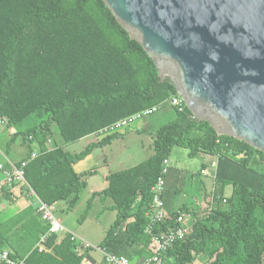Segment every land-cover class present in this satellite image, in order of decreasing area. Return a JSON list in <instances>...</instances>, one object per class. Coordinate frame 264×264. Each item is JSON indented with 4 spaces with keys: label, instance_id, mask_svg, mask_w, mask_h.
<instances>
[{
    "label": "trees",
    "instance_id": "obj_1",
    "mask_svg": "<svg viewBox=\"0 0 264 264\" xmlns=\"http://www.w3.org/2000/svg\"><path fill=\"white\" fill-rule=\"evenodd\" d=\"M177 93L170 80L160 79L154 60L103 0H0V120L13 126L36 117L8 144L22 135V142L38 151L15 162L26 161L25 178L44 202L69 200L72 209L87 186L74 164L95 146L123 135L113 132L75 153L49 145L54 124L64 142L71 143L135 112L160 107ZM175 146L187 149L190 157L216 156L212 195L217 204L207 217L186 223L192 231L167 250L164 262L192 264L204 256L207 264H263L264 153L218 135L186 105L153 133L151 156L110 173L107 187L90 198L89 204L97 195L110 197L109 207L117 211L99 246L139 260L151 255L148 247L157 232L181 225L177 219L184 211L174 203L185 175L176 176L173 188L167 174L164 202L172 218L147 231L151 188ZM31 210L0 223V249L24 264H81L84 253L74 248L69 233L48 237L44 245L52 251L39 248L48 226L37 212L27 220ZM132 248H137L135 258Z\"/></svg>",
    "mask_w": 264,
    "mask_h": 264
},
{
    "label": "water",
    "instance_id": "obj_2",
    "mask_svg": "<svg viewBox=\"0 0 264 264\" xmlns=\"http://www.w3.org/2000/svg\"><path fill=\"white\" fill-rule=\"evenodd\" d=\"M185 105L264 153V0H103Z\"/></svg>",
    "mask_w": 264,
    "mask_h": 264
},
{
    "label": "rangeland",
    "instance_id": "obj_3",
    "mask_svg": "<svg viewBox=\"0 0 264 264\" xmlns=\"http://www.w3.org/2000/svg\"><path fill=\"white\" fill-rule=\"evenodd\" d=\"M162 108L153 113L143 116L142 118L132 121L122 130H127L126 136L122 135L112 145H98L92 151V156L82 160L77 165V170L83 180L88 182L80 193L79 199L72 209H69V200H62L55 204V214L61 220L62 224L77 236L81 237L89 243L87 253L81 264H93L102 258V254L96 250V246L100 244L112 222L116 219L117 211L109 206L112 203L110 197L104 198L97 195L89 200L95 190H102L107 187L104 175L108 172H114L129 168L151 156L154 152L152 148L151 131L159 128L160 125L172 120L175 117L177 110L171 104L170 100L166 102ZM37 122L36 117L30 116L19 124L8 126L6 123L0 124V162L14 160L17 158L28 156L38 151L35 147L22 144V135L18 136L17 140L9 145L14 132L22 131ZM142 124H146L150 131L141 128ZM53 135L49 139V145L55 147L62 146L70 152H80L85 149L89 142H96L99 134H92L86 138L79 139L71 143H65L59 134L56 124L53 125ZM121 130V131H122ZM206 161L208 160L212 166V171L215 172V165L211 159L216 157L212 154H205ZM190 157L187 149L181 146H175L171 153L170 166L168 175V184L175 187L176 176H184L186 185H182L180 197H178L176 205H182L180 210L186 211L190 217L189 220H184V223L191 221L192 223L200 218L207 217L206 214L211 210V206H216L213 192V178L202 176L204 174L201 168L204 157ZM90 170V171H88ZM92 170H96L93 173ZM189 174V176H187ZM167 176V175H166ZM166 181V177H165ZM203 182V183H202ZM211 182V184H208ZM210 189V190H209ZM220 206H225L226 201H221ZM195 205L193 209L189 205ZM130 250V255L133 258L135 250ZM148 249H150L148 247ZM150 251V250H149ZM264 264V259H263ZM192 264H207L204 256H198Z\"/></svg>",
    "mask_w": 264,
    "mask_h": 264
},
{
    "label": "built area",
    "instance_id": "obj_4",
    "mask_svg": "<svg viewBox=\"0 0 264 264\" xmlns=\"http://www.w3.org/2000/svg\"><path fill=\"white\" fill-rule=\"evenodd\" d=\"M169 100L178 111H182L184 109L185 103L179 93L171 96ZM158 108L159 106H154L135 112L100 129L97 134L106 136L113 132L121 131L132 121H136L143 116L149 115L158 110ZM3 123H6L5 118L0 120V124ZM35 155V153H32V157H34ZM25 165L26 161H22L19 165L14 161L7 160L0 163V172L3 175L2 183L9 186L19 184L24 187V189H26L29 194L37 198L38 204L36 207V212L40 219L44 221L48 226L47 232L42 234L41 239L37 244L39 248L42 249L50 235L56 234L60 236L62 234L69 233L74 248L79 249L81 253L82 251H86L88 249L89 243L73 232L69 231L62 224L61 220L55 214V204H48L36 195L35 191L25 178ZM214 165L216 168V162L214 163ZM169 166L170 159L167 158L163 161L160 176L151 188L152 200L150 209L147 212V216L150 219L147 229V231L149 232L154 230L156 226H160L167 219L172 218L171 214L166 210L164 202V193L166 187L165 177L169 171ZM186 218L187 214L185 212H181L177 219V221L181 223L180 226L176 228L169 227L166 230L157 232L152 237V241L149 247L151 250V255L145 256L139 260H131L125 255L110 253L109 251H107V249L102 248L99 245L96 246V250L103 255L104 264H166V262H164L163 260V255L169 248L174 245L176 241L185 239V237L192 231V225L184 223V220H186ZM0 264H24V262L13 259L10 256L9 250L0 249Z\"/></svg>",
    "mask_w": 264,
    "mask_h": 264
},
{
    "label": "crops",
    "instance_id": "obj_5",
    "mask_svg": "<svg viewBox=\"0 0 264 264\" xmlns=\"http://www.w3.org/2000/svg\"><path fill=\"white\" fill-rule=\"evenodd\" d=\"M166 102H168V100L167 101H165V102H163L161 105H160V107L158 108V109H160V108H162L161 106H163ZM177 114V113H176ZM175 117H176V115H175ZM174 117V118H175ZM173 119V118H172ZM163 125V124H162ZM161 126V125H160ZM159 126V127H160ZM141 128H145V129H147V131H150L148 128H147V125L146 124H142L141 125ZM157 130V129H156ZM156 130H154V131H151L150 132V134H151V138H152V141H153V133L156 131ZM124 136H126V133H127V130H122V131H120ZM93 134H95V133H93ZM96 134H97V132H96ZM90 135H92V134H90ZM90 135H88V136H90ZM88 136H85V137H83V138H86V137H88ZM103 136H99L98 137V139H100V138H102ZM83 138H81V139H83ZM119 138V137H118ZM118 138H116V139H118ZM98 139H97V141H98ZM116 139H114L112 142H110V143H108V144H106V145H112L114 142H115V140ZM22 144H24L23 142H22ZM152 144V143H151ZM26 145V144H25ZM97 147V146H96ZM95 149V147L91 150V152L89 153V155L86 157V158H88L91 154H92V151ZM92 156V155H91ZM23 157H21V158H17V159H14V160H12V161H16V160H19V159H22ZM85 158V159H86ZM170 159H171V157H170ZM84 160V159H83ZM211 161H212V163L214 164L215 162H216V157H214V159H211ZM80 162H82V160L81 161H79V162H77V163H75L74 164V168H75V170L78 172V174L80 173L78 170H77V165L80 163ZM1 163V162H0ZM203 163H205L206 164V167L204 168V170L202 171V172H204V174H201L202 176H205V177H207L208 176V178L210 177L211 179L213 178V185H214V175H215V172H213L212 171V166H211V164H210V162L207 160L206 161V155H205V157H204V161L202 162V164ZM202 167V166H201ZM125 169V168H124ZM216 169V168H215ZM88 171H90V170H88ZM92 172L93 173H96L97 171L96 170H92ZM110 173H112V172H108V173H106L105 175H104V179H105V183H107L108 184V182H107V176L110 174ZM187 176H189V174L187 175ZM82 177V176H81ZM2 178H3V175H2V173L0 172V223L1 222H4V221H6V220H8V219H10V218H12V217H14V216H16L17 214H19L20 212H22V211H24L25 209H27V208H30V209H32L31 211H30V214L28 215L29 217L27 218V220L32 216V215H36V207H37V204H38V200H37V198L36 197H34V196H32L31 194H29L28 192H27V190L26 189H24V187H22L21 185H19V184H16V185H12V186H9V185H7V184H4V183H2ZM86 181V180H85ZM87 182V181H86ZM186 180H185V183H184V186L186 185ZM203 183V182H202ZM208 184H211V182H209ZM87 186H88V182H87ZM102 189H104V188H102ZM210 190V189H209ZM96 191H100V190H95V192ZM37 195V194H36ZM179 195H180V193H179ZM177 196V198H176V200H175V208H177V209H179V207L180 206H182V205H180L179 204V202H178V204L176 205V203H177V200H178V197H180V196ZM58 203V202H57ZM56 203V204H57ZM112 203H113V201H112ZM111 203V204H112ZM110 204V205H111ZM194 206L195 205H189V207L191 208V209H193L194 208ZM196 207V206H195ZM34 210V212L33 213H31L32 211ZM185 212V211H184ZM187 214V218L186 219H188L189 217H190V215L188 214V213H186ZM70 231V230H69ZM72 232V231H71ZM65 234H62V235H60L59 237L60 238H62L63 236H64ZM43 248H45V249H47V251H52V248H49V247H46L45 245L42 247V249ZM82 253H84V257H85V255H86V253H87V251H82ZM93 264H104V261H103V255H102V258L100 259V260H98V261H96L95 263H93Z\"/></svg>",
    "mask_w": 264,
    "mask_h": 264
}]
</instances>
